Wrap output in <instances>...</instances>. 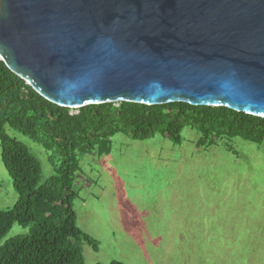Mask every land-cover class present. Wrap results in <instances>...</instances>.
Returning a JSON list of instances; mask_svg holds the SVG:
<instances>
[{
    "label": "water",
    "instance_id": "water-1",
    "mask_svg": "<svg viewBox=\"0 0 264 264\" xmlns=\"http://www.w3.org/2000/svg\"><path fill=\"white\" fill-rule=\"evenodd\" d=\"M0 60L63 108L180 102L264 119V0H0Z\"/></svg>",
    "mask_w": 264,
    "mask_h": 264
},
{
    "label": "rangeland",
    "instance_id": "rangeland-1",
    "mask_svg": "<svg viewBox=\"0 0 264 264\" xmlns=\"http://www.w3.org/2000/svg\"><path fill=\"white\" fill-rule=\"evenodd\" d=\"M5 132L39 161L42 181L54 174L41 145ZM200 142L190 128L178 145L118 133L109 152L78 154L72 207L96 244L81 245L84 264H264V141ZM17 197L0 158V209ZM32 226L14 224L0 245Z\"/></svg>",
    "mask_w": 264,
    "mask_h": 264
},
{
    "label": "trees",
    "instance_id": "trees-1",
    "mask_svg": "<svg viewBox=\"0 0 264 264\" xmlns=\"http://www.w3.org/2000/svg\"><path fill=\"white\" fill-rule=\"evenodd\" d=\"M70 110L39 96L0 60V158L18 196L11 208L0 209V241L14 224L33 225L28 234L0 245V264H84L81 245L96 244L77 226L72 207L77 156L109 152L115 134L137 141L160 135L178 145L183 129L190 128L206 147L224 138L264 141V119L224 107L121 102ZM5 127L43 147L51 177L41 180L39 161Z\"/></svg>",
    "mask_w": 264,
    "mask_h": 264
}]
</instances>
